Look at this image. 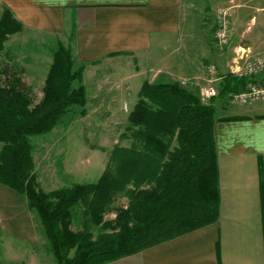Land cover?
Segmentation results:
<instances>
[{"label": "trees", "instance_id": "1", "mask_svg": "<svg viewBox=\"0 0 264 264\" xmlns=\"http://www.w3.org/2000/svg\"><path fill=\"white\" fill-rule=\"evenodd\" d=\"M22 30L0 7V184L23 199L55 264H105L219 220L217 108L258 77L218 76V95L207 104L197 88L144 81L121 136L129 146L112 149L95 183L44 192L29 138L51 133L75 108L86 116L85 66L71 45L58 42L37 97L6 51ZM122 199L126 205L116 206Z\"/></svg>", "mask_w": 264, "mask_h": 264}, {"label": "crops", "instance_id": "2", "mask_svg": "<svg viewBox=\"0 0 264 264\" xmlns=\"http://www.w3.org/2000/svg\"><path fill=\"white\" fill-rule=\"evenodd\" d=\"M2 6L9 8L23 26L6 43V51L11 52L13 60L22 59L12 51L16 44L31 40L14 38L16 35L45 34L63 38L58 42L73 46L76 63L84 65L86 71L119 56H138L136 60L141 57L142 62H148L152 60L150 54L160 53L172 41L183 38L195 23L189 14L193 6L190 0H0ZM212 47L209 60L204 57L200 63L186 62L184 69L178 61L149 66L152 78L142 83L177 81L171 80V76L204 77V64L213 63ZM154 57L161 61L160 54ZM46 74L35 89L25 69L26 81L39 98ZM257 82L264 83V74L258 76ZM93 92L95 109L104 110L111 98L109 92L104 88ZM250 110L264 112V105ZM111 114L113 118L115 114L108 110L100 116L104 120ZM220 119L215 125L219 220L105 264H264V113H241ZM41 235L23 199L0 184V264L25 263L29 258L25 253L39 246Z\"/></svg>", "mask_w": 264, "mask_h": 264}, {"label": "rangeland", "instance_id": "3", "mask_svg": "<svg viewBox=\"0 0 264 264\" xmlns=\"http://www.w3.org/2000/svg\"><path fill=\"white\" fill-rule=\"evenodd\" d=\"M190 2L193 6L190 7L189 14L195 18V23L187 29L188 33L183 38L172 41L160 53L150 54L152 60L145 63L142 62L141 57L136 60L138 56L136 59L130 56H119L105 60L95 68L84 70L82 85L87 97L86 116L82 117L74 113L79 111L75 108L51 133L29 138L34 148L35 174L41 190L52 192L75 183H95L105 169L112 149L115 146H129V142L121 138L125 132L128 114L124 111L123 104L124 102L127 104L128 111L132 109V105L138 99L139 85L143 80L152 78V73L148 71L149 66L155 68V64L164 66L178 61L180 64L183 63L182 69H184L186 62L200 63L204 57L209 60L210 46H213L212 51L216 50L218 53L225 51L228 68L236 57V53L241 51L239 54H242V49H250L253 57L264 55V2L262 0H190ZM220 8L230 10L232 24L228 34V44L222 49H217L215 13ZM14 38L24 40L31 38L29 43L16 44L12 51L22 58L18 62L19 66L29 71L30 79L37 89L41 85L43 75L49 69L58 41H63V38L36 33H23ZM71 48L73 49V46ZM158 54H160L158 58L161 59L160 62L154 60V56ZM206 65L204 64L203 68H206ZM193 77L201 78V76ZM193 77L175 79V76H171L170 78L184 81ZM219 82L218 77L215 83L216 96ZM200 83L204 86L203 80ZM250 87L251 85L246 90ZM98 88H104V91L109 92V98L111 97L105 104L104 110L100 111L95 109L97 108L94 102L96 92H93ZM231 95L227 96V102H222L217 108L218 117L241 113L253 116L264 113L259 110H250L263 106L264 101L253 103L255 105H241L233 101V98H230ZM213 98L202 102L207 104ZM108 110H112L114 117L111 118V114L105 116L104 120L101 119V113H106ZM118 205H126L125 199L119 200L116 206ZM113 217L112 213L106 216L107 219ZM25 255L29 258L23 257L24 260L26 259L25 263L19 264H55L49 244L43 235L39 240V246L28 250Z\"/></svg>", "mask_w": 264, "mask_h": 264}, {"label": "built area", "instance_id": "4", "mask_svg": "<svg viewBox=\"0 0 264 264\" xmlns=\"http://www.w3.org/2000/svg\"><path fill=\"white\" fill-rule=\"evenodd\" d=\"M216 18V39L215 46L222 49L229 42V31L232 24V13L227 8H220L215 13ZM241 49V48H239ZM241 52V51H239ZM236 53V57L229 65V70L232 74L239 77L254 78L264 74V55L253 57L250 49H242V54ZM203 80L204 86L201 85ZM218 80V74L215 65L209 64L205 68L204 77H193L192 79L179 81L183 88L193 87L197 88L200 99L204 102L205 99L215 98L216 87L215 83ZM217 97V96H216ZM230 98L241 105L253 104L264 101V84L256 83L251 85L248 90L239 93H233ZM123 109L127 112V106L124 104Z\"/></svg>", "mask_w": 264, "mask_h": 264}, {"label": "water", "instance_id": "5", "mask_svg": "<svg viewBox=\"0 0 264 264\" xmlns=\"http://www.w3.org/2000/svg\"><path fill=\"white\" fill-rule=\"evenodd\" d=\"M212 60L215 65L217 74L220 78H224L231 74L226 64V53H218L216 50L212 52Z\"/></svg>", "mask_w": 264, "mask_h": 264}]
</instances>
